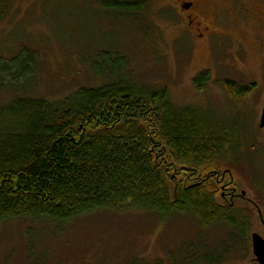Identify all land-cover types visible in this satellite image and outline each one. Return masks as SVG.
<instances>
[{"label":"rangeland","instance_id":"obj_1","mask_svg":"<svg viewBox=\"0 0 264 264\" xmlns=\"http://www.w3.org/2000/svg\"><path fill=\"white\" fill-rule=\"evenodd\" d=\"M112 1L122 0H0L1 66L25 71L23 89L0 88V106L15 96L62 100L125 78L166 89L174 106L199 108L218 123L248 119L256 150L234 168V191L239 207L255 215L250 233L264 236V35L243 20L253 1L220 0V16L214 9L200 16L213 33L198 39L182 5L202 11L211 0H139L137 10L105 7ZM226 80L252 89L231 102ZM250 233L235 242L220 224L202 228L189 214L163 218L139 208L99 209L63 223L14 217L0 222V264H206L203 255L214 251L217 264H257Z\"/></svg>","mask_w":264,"mask_h":264},{"label":"trees","instance_id":"obj_2","mask_svg":"<svg viewBox=\"0 0 264 264\" xmlns=\"http://www.w3.org/2000/svg\"><path fill=\"white\" fill-rule=\"evenodd\" d=\"M139 3L104 5L137 10ZM2 60L0 88L20 91L25 71ZM205 80L201 74L196 82ZM224 88L237 103L252 89L230 80ZM251 139L248 119L218 123L199 108L174 106L166 89L131 79H106L57 101L15 96L0 106V222L63 223L99 209L139 208L163 218L189 214L202 228L220 224L235 242L247 241L255 215L221 194L235 189L234 168L256 150ZM219 254H204L205 263L221 262Z\"/></svg>","mask_w":264,"mask_h":264},{"label":"flooded vegetation","instance_id":"obj_3","mask_svg":"<svg viewBox=\"0 0 264 264\" xmlns=\"http://www.w3.org/2000/svg\"><path fill=\"white\" fill-rule=\"evenodd\" d=\"M228 1L230 2V5H234L235 3L248 1V0H228ZM252 1H253L251 5L252 9L250 10L251 18L244 16L243 20H251L252 23L254 24L255 31H257V33L264 35V0H252ZM219 2L220 0L208 1V4H206L207 6H205L206 9L202 11L198 9H193L194 8L193 2H186L185 5L184 4L182 5V8L184 6H187V8L184 9L185 12H190L189 14L186 15L185 18L187 20L188 26H190L189 31L191 32V34L194 36L195 39L208 37L211 33H213V30L211 29L210 26H207L204 23H202V21L200 20V16H202L204 12H211L212 9H214L216 13L215 12L212 13L213 12L212 11L210 14L214 15L213 17L216 19L217 15L220 14L221 11H223V9L220 8V4H218ZM237 12L238 14H241V9H237ZM201 29L202 32H200ZM234 190L235 189H233V191L223 192L221 196L225 197V195L229 194V198L233 200L237 195Z\"/></svg>","mask_w":264,"mask_h":264},{"label":"water","instance_id":"obj_4","mask_svg":"<svg viewBox=\"0 0 264 264\" xmlns=\"http://www.w3.org/2000/svg\"><path fill=\"white\" fill-rule=\"evenodd\" d=\"M183 8H187V6H184ZM259 127L264 129V106L260 115ZM242 195H245V193L242 192ZM250 241L254 260L257 264H264V236L257 232H252L250 235Z\"/></svg>","mask_w":264,"mask_h":264}]
</instances>
